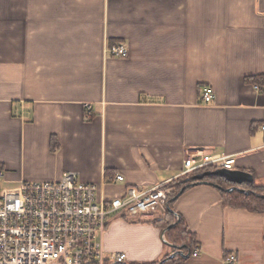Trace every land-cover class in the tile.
Wrapping results in <instances>:
<instances>
[{
    "label": "crops",
    "instance_id": "obj_1",
    "mask_svg": "<svg viewBox=\"0 0 264 264\" xmlns=\"http://www.w3.org/2000/svg\"><path fill=\"white\" fill-rule=\"evenodd\" d=\"M120 44L127 57L111 54ZM262 77L264 0H0V168L13 186L73 172L110 199L172 184L201 149L235 156L264 187ZM171 206L192 235L174 264H264V212L224 204L210 184ZM166 216L113 220L104 249L160 262L175 252Z\"/></svg>",
    "mask_w": 264,
    "mask_h": 264
},
{
    "label": "built area",
    "instance_id": "obj_2",
    "mask_svg": "<svg viewBox=\"0 0 264 264\" xmlns=\"http://www.w3.org/2000/svg\"><path fill=\"white\" fill-rule=\"evenodd\" d=\"M110 52L122 58L129 54L123 44ZM202 99L206 104L213 102V88H204ZM87 116H92L90 106ZM235 166L233 155L190 149L176 179ZM123 180L120 174L114 178V182ZM170 182L128 186L121 196L107 199L99 196L96 184L81 181L73 172L58 181L8 186L6 171L0 169V264H123L127 254L104 249L108 225L115 219L136 221L165 213L172 195ZM237 260L235 254L224 257L225 264Z\"/></svg>",
    "mask_w": 264,
    "mask_h": 264
},
{
    "label": "trees",
    "instance_id": "obj_3",
    "mask_svg": "<svg viewBox=\"0 0 264 264\" xmlns=\"http://www.w3.org/2000/svg\"><path fill=\"white\" fill-rule=\"evenodd\" d=\"M255 77H256L255 80L260 78L258 76H255ZM261 80L264 81L263 77ZM87 118L89 117L87 116ZM193 176L194 175L188 176V179L186 181H180L179 183L173 182L171 186L174 187V192L172 193L170 199L168 200L167 207L168 206L172 207L171 205L174 201V197L179 193V191L183 187H186L187 189L191 187L192 183L196 182ZM204 180L208 181L210 185L215 186V187H217V185L223 186L224 189H220V188L218 189L222 194L224 204L228 206H233L236 208L247 209L249 211L264 212V198L261 196H257V194L259 195L264 194V187L257 186L255 182L244 183L243 185H240V187L249 191V194H244L237 190H234L231 192L226 191L225 188L230 187L233 184L228 183L224 178H221L218 176H211V177L204 178ZM176 221L177 219L174 216V212H170V210L167 209V216L164 220L159 221V225L163 229L175 223ZM166 235H167V239H169L170 242L175 243V244H186L187 245L186 247L188 249H191L192 235L188 233L183 220H180V222L174 228L168 231ZM169 255L165 256L164 259H166V261L163 264H174L178 261L182 262L183 258L179 257L178 255L172 259L169 258ZM155 264H159V262H156Z\"/></svg>",
    "mask_w": 264,
    "mask_h": 264
},
{
    "label": "water",
    "instance_id": "obj_4",
    "mask_svg": "<svg viewBox=\"0 0 264 264\" xmlns=\"http://www.w3.org/2000/svg\"><path fill=\"white\" fill-rule=\"evenodd\" d=\"M211 176H218L221 178H224L228 183L233 184L230 187L225 188L226 191L231 192L234 190H237L241 193L244 194H249V191L245 190L244 188L240 187V185H243L244 183H253L254 182V176L250 172L239 170V169H226V168H219L215 170H207L198 174H195L193 178L196 180V182L192 183L191 186H195L197 184H209L208 181L204 180L206 177H211ZM218 188L224 189L223 186L217 185ZM186 187H183L179 193L174 197V200L178 199V197L185 191ZM257 196H261L264 198L263 195L257 194ZM170 212H173V209L168 206L167 207ZM177 221L168 227L164 228L162 231V239L163 241L171 246L173 249H175V252L169 255V258L172 259L176 257L177 255H181L183 257H188L189 253L184 254V249L186 248V245H181V244H175L170 242L169 240L166 239L165 235L168 231H170L172 228H174L179 222H180V216L176 215ZM166 261V259H163L159 262V264H163ZM128 264V263H125Z\"/></svg>",
    "mask_w": 264,
    "mask_h": 264
},
{
    "label": "rangeland",
    "instance_id": "obj_5",
    "mask_svg": "<svg viewBox=\"0 0 264 264\" xmlns=\"http://www.w3.org/2000/svg\"><path fill=\"white\" fill-rule=\"evenodd\" d=\"M188 179V176H182L181 178H179L177 181H175L176 183H179L180 181H186ZM173 184V183H172ZM172 184H170V186H168L169 188H172L171 190H172V193L174 192V187L173 186H171ZM8 186H13V185H11V184H7ZM7 186V187H8ZM115 220H122L123 222H126V223H129V224H138V220H136V221H129V220H127V219H124V218H121V219H115ZM116 222V221H115ZM135 222H137V223H135ZM107 230V229H106ZM128 261V260H127Z\"/></svg>",
    "mask_w": 264,
    "mask_h": 264
}]
</instances>
